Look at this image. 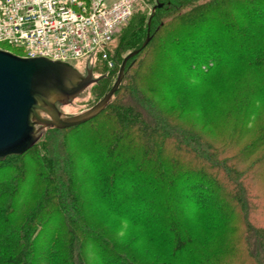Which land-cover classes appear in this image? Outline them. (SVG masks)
<instances>
[{"label":"trees","instance_id":"trees-1","mask_svg":"<svg viewBox=\"0 0 264 264\" xmlns=\"http://www.w3.org/2000/svg\"><path fill=\"white\" fill-rule=\"evenodd\" d=\"M147 37L97 116L0 162V264H264V0H138L98 100ZM202 87L225 135L178 122Z\"/></svg>","mask_w":264,"mask_h":264},{"label":"water","instance_id":"water-1","mask_svg":"<svg viewBox=\"0 0 264 264\" xmlns=\"http://www.w3.org/2000/svg\"><path fill=\"white\" fill-rule=\"evenodd\" d=\"M161 6L157 3L152 12ZM149 41L147 37L140 48L126 55L114 85L103 98L75 115H67L60 109L99 80L93 77L92 69H87L84 75L68 62L27 58L0 49V162L28 151L46 128L66 129L97 116L118 90L128 60Z\"/></svg>","mask_w":264,"mask_h":264},{"label":"built area","instance_id":"built-area-1","mask_svg":"<svg viewBox=\"0 0 264 264\" xmlns=\"http://www.w3.org/2000/svg\"><path fill=\"white\" fill-rule=\"evenodd\" d=\"M138 0H0V49L22 57L114 65L109 48Z\"/></svg>","mask_w":264,"mask_h":264},{"label":"rangeland","instance_id":"rangeland-1","mask_svg":"<svg viewBox=\"0 0 264 264\" xmlns=\"http://www.w3.org/2000/svg\"><path fill=\"white\" fill-rule=\"evenodd\" d=\"M148 7V13H150V11H152V9L150 8L151 5L148 3L146 4ZM151 14V13H150ZM115 42L112 43L111 47L113 46ZM6 47V46H3ZM21 55H24L23 52H21ZM98 60V59H97ZM96 60V61H97ZM96 61H94V63H91L90 67H86V63L87 60L86 59H81V60H76V61H72V64L80 70L81 73H83L84 75H86L87 69H92L93 72V77L94 78H99L101 76V73H103V70L101 69V67L99 66L97 69L94 68ZM106 62V61H105ZM114 65L112 67L109 66V64L106 62V69H111L113 68ZM119 73V71L117 70L116 74ZM230 73H234L231 72V70H226L224 72V75L231 79L230 77H232V79L234 80H238V86H237V98H241L244 94L243 91V87H241V82H243L245 80L244 78V73H242V70H237L234 74H230ZM230 75V76H229ZM118 77V76H117ZM114 79V76H113ZM237 83V81L235 82ZM229 84V83H228ZM196 96L193 97H185L184 103H186L188 106L185 105V107H187V112L183 115V118H179L178 122H181L183 125H187V126H195V128H197L196 130H201L202 134L208 138H214L212 131H216L219 134H223L225 135L229 130L228 128L230 127V123L229 120H225V119H221V115L223 114H215L214 115V110L211 108L209 110V112L207 111H200V106L202 107V105H206L207 102H214L215 100L219 101V102H225L227 101L228 97L224 98H217L216 96H214L211 92V89H206L203 88L200 90V92H196ZM99 94L98 92L95 90V88L91 85L89 86L84 92H82L78 97H76L73 101H71V103L65 104L60 110L63 111L64 113H66L67 115H75V114H79L87 109H89L90 107H92L93 105H95L99 100ZM202 100L204 102H202ZM209 107V106H208ZM207 107V108H208ZM222 107V105H221ZM180 106H176L172 108L171 113L174 116H178L180 113ZM206 109V108H205ZM203 120V122H202ZM261 121H256L255 123H253V125L251 124V130L250 132L247 131V134L245 135H237L235 136V139L239 140V141H249L252 137L255 136L256 134V130H258V125ZM123 227L125 228L127 225L125 223L122 222L121 224Z\"/></svg>","mask_w":264,"mask_h":264}]
</instances>
